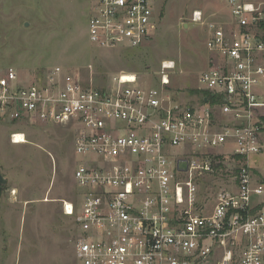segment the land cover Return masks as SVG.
I'll return each mask as SVG.
<instances>
[{"label": "built area", "instance_id": "built-area-1", "mask_svg": "<svg viewBox=\"0 0 264 264\" xmlns=\"http://www.w3.org/2000/svg\"><path fill=\"white\" fill-rule=\"evenodd\" d=\"M229 16L209 24L210 57L199 96L171 89L175 62L157 85L122 72L99 88L61 67L25 81L0 69V120L76 122L79 264H264V0H224ZM192 21H202L195 8ZM156 0H94L90 41L101 49L138 47L158 26ZM26 140L24 133H13ZM24 143V142H23ZM187 160V169L179 168ZM222 163L230 176L214 208L198 212L196 178ZM258 169V170H257Z\"/></svg>", "mask_w": 264, "mask_h": 264}, {"label": "rangeland", "instance_id": "rangeland-1", "mask_svg": "<svg viewBox=\"0 0 264 264\" xmlns=\"http://www.w3.org/2000/svg\"><path fill=\"white\" fill-rule=\"evenodd\" d=\"M94 0H0V69L15 67L25 81L44 79L54 67L78 76L85 86L102 88L114 75L134 72L153 86L162 62L171 60V89L180 101L199 96L200 74L207 68L206 41L211 22L229 16L224 0H156L158 26L138 47L101 49L89 39ZM203 12L192 21V11ZM76 122L42 123L37 119L0 120V264H79L75 257L77 225L63 212V201L77 202L81 189L77 165ZM13 133L27 142L15 144ZM264 180V154L257 160ZM257 169V170H258ZM228 174L196 178L198 212L214 208Z\"/></svg>", "mask_w": 264, "mask_h": 264}, {"label": "water", "instance_id": "water-1", "mask_svg": "<svg viewBox=\"0 0 264 264\" xmlns=\"http://www.w3.org/2000/svg\"><path fill=\"white\" fill-rule=\"evenodd\" d=\"M179 168L182 170L187 169V160H180L179 161ZM7 182L6 178L0 173V184H5Z\"/></svg>", "mask_w": 264, "mask_h": 264}, {"label": "trees", "instance_id": "trees-1", "mask_svg": "<svg viewBox=\"0 0 264 264\" xmlns=\"http://www.w3.org/2000/svg\"><path fill=\"white\" fill-rule=\"evenodd\" d=\"M215 167H216V171L214 173L215 175H219V174H223L224 173L223 170H221L223 168L222 163H218V164L215 163Z\"/></svg>", "mask_w": 264, "mask_h": 264}, {"label": "bare ground", "instance_id": "bare-ground-1", "mask_svg": "<svg viewBox=\"0 0 264 264\" xmlns=\"http://www.w3.org/2000/svg\"><path fill=\"white\" fill-rule=\"evenodd\" d=\"M16 138H18V141H17L18 143L27 142V140L23 139L21 135H17Z\"/></svg>", "mask_w": 264, "mask_h": 264}, {"label": "crops", "instance_id": "crops-1", "mask_svg": "<svg viewBox=\"0 0 264 264\" xmlns=\"http://www.w3.org/2000/svg\"><path fill=\"white\" fill-rule=\"evenodd\" d=\"M199 9V8H198ZM209 35V34H208Z\"/></svg>", "mask_w": 264, "mask_h": 264}]
</instances>
